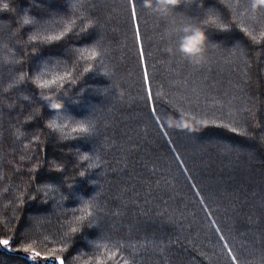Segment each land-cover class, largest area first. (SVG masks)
Wrapping results in <instances>:
<instances>
[{"label":"trees","instance_id":"obj_1","mask_svg":"<svg viewBox=\"0 0 264 264\" xmlns=\"http://www.w3.org/2000/svg\"><path fill=\"white\" fill-rule=\"evenodd\" d=\"M162 7L0 0V264H264V6ZM48 119L88 131L62 140ZM88 201L99 231L65 240Z\"/></svg>","mask_w":264,"mask_h":264},{"label":"snow or ice","instance_id":"obj_2","mask_svg":"<svg viewBox=\"0 0 264 264\" xmlns=\"http://www.w3.org/2000/svg\"><path fill=\"white\" fill-rule=\"evenodd\" d=\"M184 2V0H183ZM260 4L262 6H264V0H260ZM4 9H7L8 8V4H4L3 5ZM174 9V7H173ZM208 15L211 17V16H214L215 13L214 11L210 10ZM29 23H31L27 18L23 19V25H28ZM205 23H211L212 25H214L215 27L217 28H223L224 25L219 23L218 20H206ZM71 31V28H65L64 32L60 33V35L58 36H47V37H43V39H39V40H36V41H39L40 43H50L52 41H59L61 40L63 37L66 36V34L68 32ZM83 31V29H82ZM249 35H251L249 33ZM262 36H264V33H261ZM37 37H39L38 34H36ZM252 40L254 42H259L257 40V37L256 36H252ZM31 41V40H30ZM36 51V45L34 44L33 45V52ZM75 51L79 52L81 57L83 58L84 56H88L89 58H91V56L93 55V51H89L88 49H75ZM27 74H25L26 76ZM25 76H21L20 77V80L23 81L25 79ZM145 78L147 79V73H145ZM57 80L58 79H62V77H57L56 78ZM56 81L53 80V81H49V82H46L44 85H42V88H47L50 84H54ZM148 96L149 98L152 97V91H151V88H149L148 90ZM153 112L156 111L155 108L152 109ZM232 131H235V129H232ZM82 159L84 160H87L88 157H85V156H82L81 157ZM179 159V157H177ZM181 163H183V161H181ZM84 174L81 173V176H83ZM43 187H47L46 185L43 186ZM40 189H37V191H39ZM30 199H35V196H30L29 197ZM90 204H95L94 201H88L85 203V206L84 208L82 209H79V211L82 213L80 216H76L75 215V211L76 210H73V212L71 213L72 216L74 217V220H66V223L69 225V231L65 232L64 233V239L65 240H71L72 237H73V234H76V233H81L83 231H87V230H91V229H96L97 231H99L100 229V221L102 219L101 216L99 215H93L92 212H89L88 211V207ZM67 216V213H65V217ZM217 231H219L217 229ZM85 240H87V237H83ZM100 239L103 240L104 237L103 236H100ZM89 243H93L92 241H87ZM0 244H3L5 246H7L9 244V241L8 240H3V241H0ZM96 247H99V245L97 244ZM231 251V250H229ZM38 255V254H37ZM233 259H235V257H233ZM52 264H54V262H52ZM59 264H64V260H59Z\"/></svg>","mask_w":264,"mask_h":264},{"label":"clouds","instance_id":"obj_3","mask_svg":"<svg viewBox=\"0 0 264 264\" xmlns=\"http://www.w3.org/2000/svg\"><path fill=\"white\" fill-rule=\"evenodd\" d=\"M160 2H161V5L164 6L162 7L161 10L167 11L168 7H172V8L176 7L179 4H181L183 0H160ZM39 39H43V37L42 36L37 37L36 34H32L29 36V40H31L32 42H36V40H39ZM206 40H207L206 33L202 31H197L195 36L189 39L187 43L184 44L183 46L184 51L187 53H194L198 51V49L195 47L196 43H202ZM97 55H98V52L93 50V55L91 56V58H95ZM46 82H49V81L42 80L39 75L35 76L32 81L33 85L37 87L38 89H42V85H44ZM42 98L45 100L50 99V97L47 95H42ZM62 107H63L62 102H56L50 105V108L54 110H60ZM45 126L49 130L60 134L62 140L68 138V136H70L72 132L84 133L88 131V126L84 123L70 125L68 122L58 123L55 119L45 120ZM84 156L87 157V155H84ZM53 170L60 171L61 166L56 165L53 168Z\"/></svg>","mask_w":264,"mask_h":264},{"label":"rangeland","instance_id":"obj_4","mask_svg":"<svg viewBox=\"0 0 264 264\" xmlns=\"http://www.w3.org/2000/svg\"><path fill=\"white\" fill-rule=\"evenodd\" d=\"M2 245V244H1ZM27 258L31 260L35 264H46L50 261H53V259H50L48 257L37 255L36 253H30L27 255Z\"/></svg>","mask_w":264,"mask_h":264}]
</instances>
